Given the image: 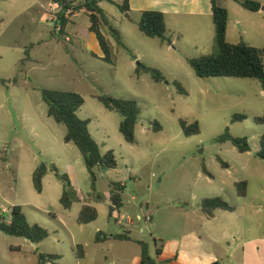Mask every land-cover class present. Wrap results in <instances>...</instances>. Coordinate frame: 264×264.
<instances>
[{
    "label": "rangeland",
    "instance_id": "374dc122",
    "mask_svg": "<svg viewBox=\"0 0 264 264\" xmlns=\"http://www.w3.org/2000/svg\"><path fill=\"white\" fill-rule=\"evenodd\" d=\"M103 8L112 26L115 21L126 23L121 41L134 56L133 49H138L139 38L157 42L132 26L115 6L104 4ZM23 18L22 40L30 39L31 34L35 39L37 32L43 31L49 42L40 47L34 45V60L25 70L20 69L19 64L11 69L10 60L0 61V73L5 75L0 77L4 81L0 83V137L8 138L6 144L0 143V208L21 206L28 223L44 228L49 237L38 246L0 232V264H36L38 253L60 255L59 262L64 259L63 251L70 238L51 219L64 212L59 203L62 182L49 171L44 177L42 192L37 193L32 173L41 163L55 165L69 179L74 173L78 180L75 185L85 196L86 192L104 194L112 184L126 185L121 212L124 215L139 213L140 206L143 214L146 205L150 213L159 210L162 214H174L177 208L184 206L198 210L203 199L220 197L235 210L226 213L228 219L239 217L246 224L260 219L264 228V160L256 157L264 138V122L257 120L264 118V86L247 79L195 76L187 58L215 51L211 21H199L197 28L186 27L180 33L168 22L167 30L173 43L168 49L163 47L164 53L156 59L144 54V60H133V56L117 48L114 41L113 64H108L84 53L76 44L78 39L76 43H63V38L53 33L50 23L31 21L30 13ZM259 22L260 29L254 26L246 29L243 42L264 50V20ZM83 33L81 27L75 35L81 38ZM233 33L239 37L238 27H233ZM142 61L157 63L156 67H151L158 69L165 80L155 82L137 66V63L143 64ZM13 79L16 80L14 85ZM174 82L183 87L186 95L178 93ZM40 89L81 95L84 104L77 116L90 121L89 131L102 153L114 152L117 167L108 172L104 169L96 172L94 192L78 149L63 141L65 127L47 116ZM99 95L137 103L140 115L134 144L124 141L118 130L121 117L106 110L95 98ZM238 115L245 119L233 122ZM180 119L197 122L199 134L186 137L180 129ZM153 122H157L161 130L154 131ZM225 132L234 138H245L250 150L239 153L230 142H216ZM242 181L247 185L245 196H239L234 187V183ZM259 209L261 213L251 214ZM99 211L98 223L89 228L94 230L102 224L105 227L107 223L114 226L107 209L101 207ZM66 212L74 214L72 210ZM16 248L18 251L12 250ZM67 260L65 256V262Z\"/></svg>",
    "mask_w": 264,
    "mask_h": 264
},
{
    "label": "crops",
    "instance_id": "0c3cea01",
    "mask_svg": "<svg viewBox=\"0 0 264 264\" xmlns=\"http://www.w3.org/2000/svg\"><path fill=\"white\" fill-rule=\"evenodd\" d=\"M67 1L72 7L77 6L80 8L75 9L74 12L66 18L67 23L64 28V34L60 36L64 40L63 43L71 44L74 41L76 43L75 39H78L79 41L76 44L84 53L102 60L104 55L96 36L89 31L90 24L88 13L81 7L84 0ZM216 1L228 12V27L226 31V40L228 43L237 44L243 42L246 29L249 27L251 28L254 26L255 28H261L259 20H264V11L261 9L258 12H248L233 0ZM251 1H255L259 3L261 7H264V0ZM52 3V0H0L1 62L10 60V67H12L11 69L13 70L18 64L20 65V69L25 70L27 65L33 62L32 51L34 45L40 47L49 41L43 31H38L35 39L34 35L31 34L30 39L22 40L20 34H23L25 25L23 17H25L27 13H30L31 21L38 20L42 23L46 22L45 13ZM104 4L113 5L118 9L117 6L121 5V0L102 1L98 5L104 11L110 23V28L116 30L123 40L124 30H126L127 27L126 23L122 21L118 23L115 21L114 26H112V22L103 8ZM144 11H157L162 13L165 18L166 29L168 22H170L175 27V31L179 33L186 27L197 28L199 21H205L206 23L209 21L212 22L211 0H129V11L123 13V17L124 19L130 20L132 23L131 25H134L138 30L137 25L141 13ZM81 27L84 33L80 36L81 38H79L75 33ZM233 27H238L239 37L233 33ZM104 31L106 30H103L102 33L109 41L113 50L116 48L114 39ZM53 33L56 34L58 31L53 29ZM212 34L214 36L213 27ZM66 37H69V41H65ZM134 37L137 38L136 35H134ZM153 41L157 42L149 43L139 38L138 49H133L136 55L134 56L131 53L133 56L132 59L144 60V54L150 59H156L160 53H164L163 47H167V49L170 48V46L160 43L158 39H153ZM28 45H30V49L27 47ZM125 47L131 52L127 46ZM27 48L30 50L29 52L26 50ZM146 49L149 51H145ZM26 51L28 52V58L25 63L20 64L25 58ZM142 62L143 65L148 67L157 66L155 65L157 63L154 61ZM11 72L9 74H11ZM4 76L3 73H0V77L4 78ZM7 139V137L1 136L0 143L2 144L3 142L6 144ZM101 154L103 155L104 153L101 152ZM98 171L102 172L103 170L99 169ZM108 171L110 170L107 169L106 172ZM69 180L75 191L76 201L68 210L74 211V214H72V216L71 214H66L68 210L63 209L64 212H60L59 216L54 215L51 219L69 236L70 242L66 250L63 251L65 252L63 261L59 262L62 259L59 255L61 259L52 264H141V249L138 244L139 242L147 244L148 255L154 264H264V228L261 227L260 219L258 222L249 221L246 224V222L239 217L234 220H231V218L228 219L226 213L232 212L220 210L215 211L213 217L208 218L201 212V209L191 210L188 206L177 208L179 210H176L174 214H162L159 210L150 213L148 212V205H146L145 213H140L142 212L141 206L139 207V213H131L130 217L132 223L123 231L121 226L116 223L113 214L114 210L112 211L111 217H109L111 187L109 191L104 194L86 192L85 196L79 191V188L76 187L78 180L74 173H72ZM120 185L124 187L121 194V207L117 209V211L121 213L125 205L123 196L127 189L126 185L122 183ZM131 200L133 201L134 198L132 197ZM84 205L94 207L97 210L98 216L96 221L90 224L79 225L77 223V217ZM13 206L18 205H11L10 208ZM101 207L107 209L108 217L113 221L114 226H110L107 223L104 227V224H99L101 227L92 230L89 227L98 223L99 210ZM10 208H0V216L5 217L7 221L9 220L8 213ZM259 213H261L260 209L251 212L253 215ZM172 219H174V222L171 221ZM97 234H100L101 238L103 236H107V238L96 241ZM116 235H124L128 239H114L113 236ZM148 237L150 239H148ZM41 244L42 242L39 243L38 246ZM76 247H79V249ZM157 249H159V255H156ZM65 256L68 258L66 262Z\"/></svg>",
    "mask_w": 264,
    "mask_h": 264
},
{
    "label": "trees",
    "instance_id": "16d2710c",
    "mask_svg": "<svg viewBox=\"0 0 264 264\" xmlns=\"http://www.w3.org/2000/svg\"><path fill=\"white\" fill-rule=\"evenodd\" d=\"M109 0H84L81 4L82 8L88 13L89 31L92 32L98 41V44L103 52V61L108 64H113V50L109 41L105 38L102 31L106 30L114 39L117 47L123 49L128 54L131 52L124 46L121 37L116 30H109L110 23L105 16L104 11L99 7V3ZM240 7L248 12H258L261 5L251 0H233ZM62 7L59 15V32L58 35L64 34V28L67 23L65 12L71 8L77 9V6L72 7L67 0H52ZM112 3V2H111ZM121 13L129 11V0H121V5L117 6ZM80 8V7H79ZM78 8V9H79ZM212 23L214 28V47L215 51L210 55H202L196 58L187 59V64L194 72L195 76L201 79L204 78H237L258 81L264 86V50L250 46L245 42L230 44L226 40V31L228 27V12L221 7L216 0H211ZM138 30L147 38L158 39L160 43L171 46V37L168 34L165 25L164 15L157 11H144L141 13L138 22ZM28 58V52H25V58L20 64L25 63ZM143 72L150 74L155 82L164 81L162 73L153 67H147L143 64L139 65ZM16 82L15 79L12 80ZM0 83L4 84L3 80ZM173 85L181 95H186L183 87L174 82ZM43 102L47 106V116L57 124L62 125L66 129L63 141L64 143L73 144L79 151L85 168L89 174L91 188L95 191L96 172L101 169H116L117 160L113 151H108L101 154L100 145L91 136L88 126L89 120H82L77 116V112L84 104V99L81 95L74 92L61 91L55 89H40ZM102 106L108 110L117 113L121 117L118 130L124 141L128 144L135 142V127L138 123L140 111L137 103L134 100H124L112 98L108 95H99L95 97ZM245 117L238 115L233 118V122L243 121ZM258 122H264V118L257 119ZM179 126L182 133L186 137L199 134V126L197 122L188 123L186 120L180 119ZM154 131L161 130L157 122H153ZM216 142H230L239 153H246L250 150L245 138H234L228 132L218 137ZM260 160H264V138L260 141V148L256 154ZM227 168L226 164H222ZM51 171L62 182V195L59 202L63 209L68 210L76 201L75 191L71 186L69 177L61 173L55 165L39 164L32 174L33 188L37 193L42 192V181L46 174ZM203 172L209 173L203 167ZM234 187L239 196H245L247 185L244 181L234 183ZM124 187L120 184L111 185V194L109 207V217H111L114 208L121 207V194ZM201 212L208 218L213 217L215 211L233 212L234 208L226 203L222 198L215 197L203 199L200 203ZM98 216L97 210L90 206L84 205L77 217L79 225H87L96 221ZM0 232L7 236L20 237L28 240L32 244H39L49 237V233L44 228L37 224L28 223L20 206H13L9 211V220L0 216ZM107 236L100 237L96 235V241L106 239ZM117 240L128 239L124 235L113 236ZM141 249V264H154L148 255V246L144 242L138 243ZM79 249V247H76ZM18 251V249H12ZM159 249L156 250V255H159ZM81 256V255H79ZM61 259L59 255L38 253L36 264H52ZM219 264V263H213Z\"/></svg>",
    "mask_w": 264,
    "mask_h": 264
},
{
    "label": "built area",
    "instance_id": "2783aa9c",
    "mask_svg": "<svg viewBox=\"0 0 264 264\" xmlns=\"http://www.w3.org/2000/svg\"><path fill=\"white\" fill-rule=\"evenodd\" d=\"M61 11H62V7L59 4L52 3L49 9L45 13L46 22L50 23L53 29L57 30L58 32H59V15ZM72 12H74L73 8L67 10L65 12V18H67V16L70 15ZM65 41H69V37H66ZM113 214L117 225L121 226L123 231L131 225L132 219L129 215H124L118 212L116 208H114Z\"/></svg>",
    "mask_w": 264,
    "mask_h": 264
},
{
    "label": "water",
    "instance_id": "95a60500",
    "mask_svg": "<svg viewBox=\"0 0 264 264\" xmlns=\"http://www.w3.org/2000/svg\"><path fill=\"white\" fill-rule=\"evenodd\" d=\"M261 10L262 11H264V7H261ZM109 30L112 32V29L111 28H109ZM140 64L139 63H137V66H139ZM107 169H104V171H106Z\"/></svg>",
    "mask_w": 264,
    "mask_h": 264
}]
</instances>
